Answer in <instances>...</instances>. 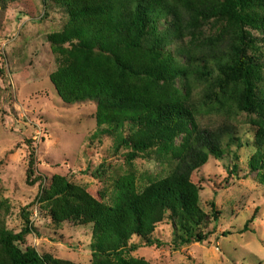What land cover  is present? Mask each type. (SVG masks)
<instances>
[{"label":"trees","instance_id":"trees-1","mask_svg":"<svg viewBox=\"0 0 264 264\" xmlns=\"http://www.w3.org/2000/svg\"><path fill=\"white\" fill-rule=\"evenodd\" d=\"M46 1L66 14L47 35L57 65L49 81L64 104L94 103L95 134L123 153L114 169L91 174L112 180L109 206L72 177L54 175L38 189L40 215L56 227H87L91 264H150L133 256V242L165 246L153 235L161 225L176 248L201 244L202 228L220 212L214 203L209 214L201 209L192 176L210 158L235 156L241 118L255 128L248 169L264 184V0ZM140 157L161 173H139ZM34 164L32 154L30 185L42 183ZM8 210L0 197V264H76L26 244L33 229L25 210L20 231L8 230Z\"/></svg>","mask_w":264,"mask_h":264},{"label":"rangeland","instance_id":"rangeland-1","mask_svg":"<svg viewBox=\"0 0 264 264\" xmlns=\"http://www.w3.org/2000/svg\"><path fill=\"white\" fill-rule=\"evenodd\" d=\"M43 1L0 3V197L8 201V230L20 231L22 209L30 214L33 232L26 238L27 245L41 254L91 264L90 230L72 223L54 226L40 215L36 196L52 176H70L109 206L112 180L107 174L101 179L91 174L100 165L114 169L123 150L114 154L112 138L95 134L94 103L64 104L49 81L57 65L47 35L61 29L66 14ZM244 121L240 119L242 147L236 152L232 148L237 160L231 154L221 160L210 158L192 176L200 187L201 209L209 214L214 203L220 212L217 223L210 219L202 228L206 240L176 248L170 228L161 225L153 235L166 245L146 248L134 240L139 246L134 257L150 264H264V184L248 169L255 128ZM32 154L34 176L42 183L30 185L26 171ZM152 161L137 158L138 172L160 174L161 168ZM232 165L237 168L231 170ZM143 184L138 182L140 187ZM255 212L254 221L242 232Z\"/></svg>","mask_w":264,"mask_h":264}]
</instances>
